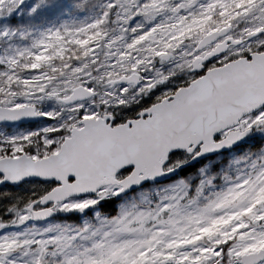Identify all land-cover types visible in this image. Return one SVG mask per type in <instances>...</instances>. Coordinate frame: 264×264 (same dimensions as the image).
<instances>
[{
	"label": "snow or ice",
	"instance_id": "obj_1",
	"mask_svg": "<svg viewBox=\"0 0 264 264\" xmlns=\"http://www.w3.org/2000/svg\"><path fill=\"white\" fill-rule=\"evenodd\" d=\"M0 264H264V0H0Z\"/></svg>",
	"mask_w": 264,
	"mask_h": 264
}]
</instances>
